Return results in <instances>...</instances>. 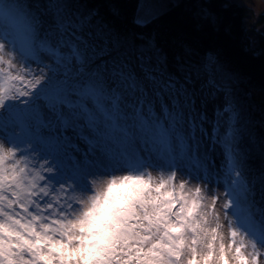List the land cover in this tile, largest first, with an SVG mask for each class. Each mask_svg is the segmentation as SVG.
I'll return each instance as SVG.
<instances>
[{
	"label": "snow or ice",
	"instance_id": "6c2138e0",
	"mask_svg": "<svg viewBox=\"0 0 264 264\" xmlns=\"http://www.w3.org/2000/svg\"><path fill=\"white\" fill-rule=\"evenodd\" d=\"M179 7L144 39L117 0H0V264H264V228L233 218L264 167L214 43L231 0Z\"/></svg>",
	"mask_w": 264,
	"mask_h": 264
},
{
	"label": "trees",
	"instance_id": "16d2710c",
	"mask_svg": "<svg viewBox=\"0 0 264 264\" xmlns=\"http://www.w3.org/2000/svg\"><path fill=\"white\" fill-rule=\"evenodd\" d=\"M20 2L27 5L32 0ZM117 2L121 5V14L112 23L130 34H139L144 39H151L167 28L186 10L179 7L185 0H179L140 23L136 20L139 0ZM231 4L227 16V32L216 38L214 43L224 54L228 64L242 75V82L236 93L241 117L237 127L241 128L243 147L248 150L251 146L250 156L258 159L257 165L252 168V172L258 175L261 167H264V153L261 152V146L264 145V13L256 18V23L262 25V31L251 27L252 36L245 24L250 8L239 0H231ZM33 66L37 65L33 63L31 67ZM241 207V216L233 217L238 227L243 223L248 230L257 232L264 228V198L261 196L259 183L256 185L255 196L242 199Z\"/></svg>",
	"mask_w": 264,
	"mask_h": 264
},
{
	"label": "rangeland",
	"instance_id": "374dc122",
	"mask_svg": "<svg viewBox=\"0 0 264 264\" xmlns=\"http://www.w3.org/2000/svg\"><path fill=\"white\" fill-rule=\"evenodd\" d=\"M177 1L179 0H139L138 9L136 13V20L140 23L145 22L153 15L159 13L160 11L164 10L166 7H168L169 5ZM239 1L243 2L250 8V14L247 17L246 22H245L246 27L249 29V31L251 30V27H255L257 30L260 31L262 25L256 23V20H257L256 18H258L262 13H264V0H239ZM3 25H4V21L0 20V26H3ZM250 34L253 36V31H250ZM36 67L37 66H33L32 68H36ZM2 135L3 134L0 133V136ZM8 146H11V145L9 144ZM249 163H250V167L252 170V168L257 165L258 159H256L255 156H250ZM166 169H167V166L165 167L164 171H161L159 169H149V171L152 172V175L154 177H159L160 175L168 174ZM180 169L182 171L173 168L174 171H177V177H176L177 182L180 179L186 178L185 174L183 173L193 171L191 165L187 161L180 165ZM211 187L215 194H219L222 196L225 191L223 177L214 181ZM202 195L206 197L205 202L210 203V200L207 199L208 194L203 193ZM222 203H223V200H221L217 204V209H219V206ZM223 235L225 237V242L226 243L229 242L231 237L227 229L223 230ZM237 239H239V237H237Z\"/></svg>",
	"mask_w": 264,
	"mask_h": 264
}]
</instances>
